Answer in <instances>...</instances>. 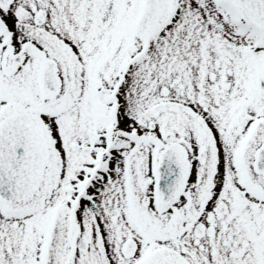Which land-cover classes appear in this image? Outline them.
<instances>
[{"label":"snow or ice","instance_id":"obj_1","mask_svg":"<svg viewBox=\"0 0 264 264\" xmlns=\"http://www.w3.org/2000/svg\"><path fill=\"white\" fill-rule=\"evenodd\" d=\"M0 264H264V0H0Z\"/></svg>","mask_w":264,"mask_h":264}]
</instances>
